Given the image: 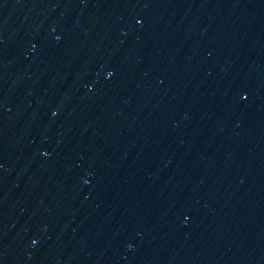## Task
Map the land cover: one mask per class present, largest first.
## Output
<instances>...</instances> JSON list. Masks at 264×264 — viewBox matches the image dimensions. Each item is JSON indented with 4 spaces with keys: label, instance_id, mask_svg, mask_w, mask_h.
Returning a JSON list of instances; mask_svg holds the SVG:
<instances>
[{
    "label": "water",
    "instance_id": "1",
    "mask_svg": "<svg viewBox=\"0 0 264 264\" xmlns=\"http://www.w3.org/2000/svg\"><path fill=\"white\" fill-rule=\"evenodd\" d=\"M0 264H264V0H0Z\"/></svg>",
    "mask_w": 264,
    "mask_h": 264
}]
</instances>
